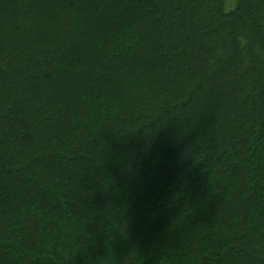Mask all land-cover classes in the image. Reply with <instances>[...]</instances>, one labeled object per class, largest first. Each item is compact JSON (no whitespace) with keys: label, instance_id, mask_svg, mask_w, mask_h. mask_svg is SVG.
<instances>
[{"label":"trees","instance_id":"obj_1","mask_svg":"<svg viewBox=\"0 0 264 264\" xmlns=\"http://www.w3.org/2000/svg\"><path fill=\"white\" fill-rule=\"evenodd\" d=\"M0 264H264V0H0Z\"/></svg>","mask_w":264,"mask_h":264},{"label":"clouds","instance_id":"obj_2","mask_svg":"<svg viewBox=\"0 0 264 264\" xmlns=\"http://www.w3.org/2000/svg\"><path fill=\"white\" fill-rule=\"evenodd\" d=\"M61 227H63V224L61 225ZM55 236V234H53V237ZM53 237H50V240L53 239Z\"/></svg>","mask_w":264,"mask_h":264}]
</instances>
